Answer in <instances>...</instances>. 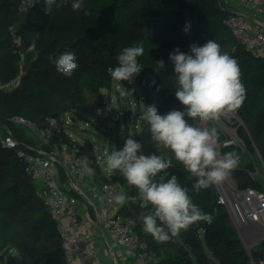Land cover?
Listing matches in <instances>:
<instances>
[{
    "label": "trees",
    "instance_id": "1",
    "mask_svg": "<svg viewBox=\"0 0 264 264\" xmlns=\"http://www.w3.org/2000/svg\"><path fill=\"white\" fill-rule=\"evenodd\" d=\"M21 2L0 0V63L18 60L13 30L2 17H23L19 12ZM71 3L72 0H68L67 5L59 9L54 5L51 14L46 15L43 0H34V9L22 20L17 35L22 42H27L36 31L38 35L32 41L35 50L30 52V46L27 48L22 75L16 64L9 70L8 79L0 80L21 81L14 91L0 93V119L21 143L18 149L0 145V264H18L17 256L20 264H70L57 223L45 206L34 178L26 171L25 158L19 154L20 150L31 152L26 145H32V139L11 119L20 116L33 122L37 119L36 108L51 96H58L57 109L52 115L59 119L88 104L85 92L99 96L102 89L112 91L117 82L111 79L109 70L118 66V54L124 47L141 40L145 52L138 59L143 68L134 82L141 86L146 101L153 102L161 115L173 109L184 110L175 97L174 64L169 60V53L175 48L188 52L189 45H202L213 39L221 45L222 52L234 57L246 89L242 107L233 111L241 120L236 126L237 132L247 148L252 149L256 143L264 161V57L246 50L226 27L225 21L231 12L220 0H84L79 11H74ZM66 23L76 25L75 35L49 55L53 45L50 35ZM81 45H87L83 64L77 59L79 67L71 77L58 73L55 58L65 51L75 54ZM36 52L39 55L34 60ZM160 60L165 67L157 71L156 62ZM9 104L15 109H8ZM43 122V119L38 120L37 124L47 128L48 122ZM144 130L151 141L146 122ZM54 135L58 132L54 131ZM60 140L69 141V138L61 133L52 143ZM227 152L242 156V150L234 145L221 149L222 155ZM173 165L158 179L166 181L176 176L178 183L188 189L193 202L203 212L211 214L213 220L210 224L194 223L178 237L158 242L143 231L141 214L151 211V206L139 199L134 187L120 213L134 220L139 240L152 255L150 264H248V252L230 224L229 213L220 202L216 185L196 191L193 189L195 178L189 179L190 174L179 162L173 160ZM60 171L66 180L64 172ZM94 171L100 180H106L97 166ZM232 177L240 190L263 189L247 170L234 169ZM254 255L264 260V240Z\"/></svg>",
    "mask_w": 264,
    "mask_h": 264
},
{
    "label": "clouds",
    "instance_id": "2",
    "mask_svg": "<svg viewBox=\"0 0 264 264\" xmlns=\"http://www.w3.org/2000/svg\"><path fill=\"white\" fill-rule=\"evenodd\" d=\"M67 3L68 0L59 3L43 0L44 12L50 15L54 5L59 9ZM83 3L84 0H72L71 7L79 11ZM34 50L35 43L29 48L30 52ZM144 52L142 40L124 47L116 58L118 66L109 70L111 79L120 85L121 95H131L121 82H134V77L143 68L138 58ZM38 55L36 52L33 59ZM169 60L174 64L175 97L184 110L173 109L161 115L154 105H150L144 107L140 117L147 123L151 141L159 154H143L142 144L130 137L121 150L114 148L110 154L106 153L104 160L105 171L110 174L119 171L127 184L138 191L139 199L151 206V211L141 214L143 231L158 242L178 237L194 223H212V215L193 202L188 189L178 183L176 176L166 181L158 177L171 169L175 160L190 174L189 179L195 178L194 190L221 183L237 167L240 157L236 152L221 155L217 151V129L198 127L192 121L218 120L226 111L233 112L242 107L246 98L238 61L222 52L221 45L213 39L202 45H189L188 52L177 47L169 53ZM54 64L56 71L65 77H71L79 67L72 51L60 54ZM156 66L157 71L164 68V61H157ZM82 165L90 177L94 175L87 157L83 158ZM115 201L123 206L127 196L117 195Z\"/></svg>",
    "mask_w": 264,
    "mask_h": 264
},
{
    "label": "built area",
    "instance_id": "3",
    "mask_svg": "<svg viewBox=\"0 0 264 264\" xmlns=\"http://www.w3.org/2000/svg\"><path fill=\"white\" fill-rule=\"evenodd\" d=\"M239 1L247 5L253 17L231 13L225 25L246 50L264 57V22L256 17L258 14H264V0ZM33 9L34 0H22L20 3L19 12L24 17H28ZM15 36L13 32V37L17 41ZM19 82L20 79L0 82V93L14 91L18 88ZM126 82L125 85L132 86V83ZM119 88V83H116L115 90L118 97L124 99L126 95H121ZM93 115L102 126L113 123L118 126L119 131L124 116L133 124L134 129L139 128L138 119L134 122L131 115L126 116L121 110L113 112L110 104L103 103L96 107ZM11 121L25 132L36 131L40 140L36 145H26L31 152L20 150L19 154L25 158L26 171L34 178L45 206L57 223L67 261L70 264L76 261L79 264H100L94 235L84 229L85 224L82 219V211L92 209L96 211L100 221L107 223L110 234L118 245L150 264L152 255L147 251L146 244L139 240L134 230V220L122 215L121 206L115 201V197L122 193L123 188L117 176L101 171L106 180H100L94 171V175L90 177L83 169V158L87 157L88 166L93 169L95 166L100 168L99 161L94 155H88L78 149L72 138L68 137L69 141L60 140L53 144L55 137L52 128L59 125L57 119H52L51 127L41 129H38L32 121L20 116L13 117ZM72 121L70 113H66L62 119V122L69 125ZM142 126L144 127V123ZM26 137L32 139L28 135ZM0 145L12 149H18L21 145L1 119ZM88 145L90 144L86 143V146ZM60 169L64 172L66 180H63ZM230 192L231 196L224 190L218 191L220 202L228 211L233 224L237 227H259L263 241L264 189L247 187L240 190L235 186ZM97 201L100 210H97L98 205L95 203ZM248 264H256V262L249 261Z\"/></svg>",
    "mask_w": 264,
    "mask_h": 264
},
{
    "label": "rangeland",
    "instance_id": "4",
    "mask_svg": "<svg viewBox=\"0 0 264 264\" xmlns=\"http://www.w3.org/2000/svg\"><path fill=\"white\" fill-rule=\"evenodd\" d=\"M23 15V14H22ZM11 27L13 32H15V37L17 39L18 45V60L17 61H7L4 63H0V80L4 81L8 79L9 70L14 65H19L20 73H23V66L27 55V48L32 45V41L37 37V32L33 31L30 39L27 42H22L17 35L18 28L24 19V15L19 16H3L2 17ZM74 31H76V25L74 23H66L61 29L52 33L50 35V39L53 40V45L49 50L48 54L50 55L52 52L57 51L62 43L71 41V35H75ZM87 45H81L77 48L76 56L80 64H83V53L86 50ZM21 81L19 82L20 85ZM122 86L131 92V95H126L123 98H119L115 89L112 91H108L106 89H102L101 94L99 96H93L90 92H85L88 98V104L86 106H79L75 110L70 113L73 121L71 124H66V122H62L63 116L57 119L54 115H52L57 109V98L58 96H51L50 99L39 105L36 108L37 111V119L33 121L35 126L38 129L43 128L42 125L37 124L38 120H44L43 124L48 122V127L52 119H57L59 121V125L52 128V131L58 132V135H54L55 139L59 138V134L67 133V137L72 138L74 140L75 145L81 151H85L88 155H94V157L99 161V170L107 174L105 171V154L110 152L115 148L117 150H121L124 146V142L128 138H133L136 141L142 144V152L145 155L156 153L158 154V149L154 142L143 139L142 132L144 127L142 126L145 121H143L140 117L144 111V107L153 105V102L146 101L144 92L141 86L133 82L132 86H127L122 83ZM134 90V91H133ZM105 104H110L113 112H118L121 110L126 116L131 115L135 122L138 119L139 128L134 129L133 124L126 120L125 116L122 118L120 122V131L118 132V126L113 123H107L103 125L100 121L93 115V111L96 107ZM8 109L13 110L15 106L9 104ZM241 122L240 118L234 112H225L218 120L215 121H200L195 120L194 124L198 127L202 128H212L215 127L219 134V141L217 145V151L221 154V149L226 145H234L239 147L242 150V156L239 159L238 167H245L247 164H252L255 168V172L247 171L248 174L255 179L256 181L261 183V186L264 187V161L260 152L258 151L256 143L253 144V148L249 149L245 146L242 139L240 138L237 132V124ZM64 127H62L61 125ZM106 126V127H104ZM26 135L32 138V145H36L39 143V138L36 134V131L32 133L26 132ZM69 135V136H68ZM86 143L90 145L86 146ZM93 151V154H92ZM222 155V154H221ZM120 183H122V193L127 195L130 193V190L134 188V186H130L127 184L126 180L123 178L122 174L119 171H116L114 174ZM237 186V182L232 177L231 173L219 184H216L218 191L226 189L233 190L234 187ZM121 193V194H122ZM128 199V196H127ZM93 211V210H92ZM84 213V211H82ZM94 213V212H92ZM91 218L94 220V216L89 211ZM232 222V221H231ZM236 227V226H235ZM239 238L241 239L243 247L246 249L249 255V261H253L256 264H264V260L254 255L255 250H259L262 244L261 239V230L259 227H243L235 228ZM239 230H245L247 234H251L249 236H255L254 239L249 237H245ZM246 234V236H247ZM16 254V252H14ZM18 264H20V258L17 256Z\"/></svg>",
    "mask_w": 264,
    "mask_h": 264
},
{
    "label": "crops",
    "instance_id": "5",
    "mask_svg": "<svg viewBox=\"0 0 264 264\" xmlns=\"http://www.w3.org/2000/svg\"><path fill=\"white\" fill-rule=\"evenodd\" d=\"M220 3L224 5L231 13L236 14H243L247 17L252 18L253 13L249 10L246 4L241 3L239 0H220ZM259 20L264 22V14H258L256 16ZM264 189V187H263ZM226 194H229L231 196V190L223 189ZM128 198L131 197V190L130 193L127 194ZM97 206V210H100V206L98 201L95 202ZM121 206V205H120ZM122 207V206H121ZM89 211H84L82 215V219L84 222V229L86 231H91L94 235L95 241H96V248L98 251V257H99V263L100 264H147L145 260L139 259L137 255L128 253L123 247L118 245L116 241L113 239V237L110 234V229L107 223L100 221V218L97 217L96 211L93 210L94 213L91 212L94 216V220L91 218ZM230 224L235 227L233 222ZM235 228H243V227H235ZM242 231L241 233L245 237H249L251 239H254L255 236H249L251 234H247L245 230H239ZM247 234V236H246ZM239 236H241L239 234ZM74 264H79L77 261L74 262Z\"/></svg>",
    "mask_w": 264,
    "mask_h": 264
},
{
    "label": "water",
    "instance_id": "6",
    "mask_svg": "<svg viewBox=\"0 0 264 264\" xmlns=\"http://www.w3.org/2000/svg\"><path fill=\"white\" fill-rule=\"evenodd\" d=\"M118 95V94H117ZM118 132H119V128H118ZM142 138L143 139H147V131L144 130L143 133H142ZM235 169H239V170H247V171H250V172H255V168L253 167L252 164H247L245 167H238V168H235Z\"/></svg>",
    "mask_w": 264,
    "mask_h": 264
}]
</instances>
